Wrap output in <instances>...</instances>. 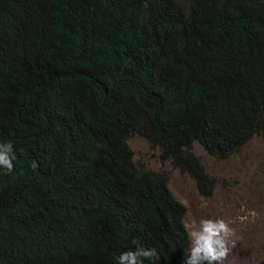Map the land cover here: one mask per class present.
Returning <instances> with one entry per match:
<instances>
[{
	"label": "trees",
	"instance_id": "obj_1",
	"mask_svg": "<svg viewBox=\"0 0 264 264\" xmlns=\"http://www.w3.org/2000/svg\"><path fill=\"white\" fill-rule=\"evenodd\" d=\"M131 134L212 195L193 145L223 160L264 140V0H0V142L17 157L0 264H116L137 246L183 264L187 209Z\"/></svg>",
	"mask_w": 264,
	"mask_h": 264
},
{
	"label": "rangeland",
	"instance_id": "obj_2",
	"mask_svg": "<svg viewBox=\"0 0 264 264\" xmlns=\"http://www.w3.org/2000/svg\"><path fill=\"white\" fill-rule=\"evenodd\" d=\"M128 144L134 160L156 172H164L174 197L187 209V230L201 219H223L233 230L231 251L223 264H257L264 257V140L253 137L239 151L218 160L195 143L193 153L206 173L215 180L209 197L198 194L193 181L172 167L161 163L158 151L142 137L131 134Z\"/></svg>",
	"mask_w": 264,
	"mask_h": 264
},
{
	"label": "clouds",
	"instance_id": "obj_3",
	"mask_svg": "<svg viewBox=\"0 0 264 264\" xmlns=\"http://www.w3.org/2000/svg\"><path fill=\"white\" fill-rule=\"evenodd\" d=\"M16 153L10 141L0 142V170L12 172ZM35 167V163L32 164ZM233 230L223 219H201L187 232L189 246L184 252L183 264H223L231 251ZM158 259L151 247H134L123 251L116 257V264H141L142 260Z\"/></svg>",
	"mask_w": 264,
	"mask_h": 264
}]
</instances>
